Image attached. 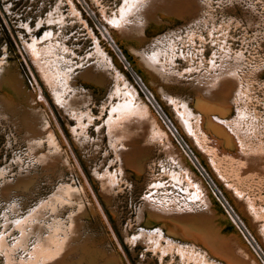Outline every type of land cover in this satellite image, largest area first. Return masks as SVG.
<instances>
[{
  "label": "rangeland",
  "instance_id": "rangeland-1",
  "mask_svg": "<svg viewBox=\"0 0 264 264\" xmlns=\"http://www.w3.org/2000/svg\"><path fill=\"white\" fill-rule=\"evenodd\" d=\"M156 1L172 5L171 13L157 11L161 18L156 19L161 22L155 23V19L143 24V36L152 39L146 40L145 49L158 53L166 74L157 83L139 57L133 55L132 60L124 54L128 39L113 26L112 20L131 0H0V72L14 63L10 73L19 71L24 78L22 91L30 93L22 94L18 84L13 90L8 87L11 92L0 87V95L6 93L10 100L0 102V264H240V257L228 247L231 236L250 247L251 240L260 256L254 254L263 264L264 0ZM146 30L149 36H145ZM34 37L40 47L52 49L41 55L57 60L53 86L26 48ZM106 59L126 82L110 75L101 80V76L91 78L83 73L91 69L93 74H101L97 69L104 70ZM223 62L231 69L232 77L224 79L232 86L226 93L232 102L225 114L216 113L227 123L232 121L229 131L222 127L213 130L221 135L217 143L205 134L207 130L212 135L211 127L196 128L200 123L193 117V127L207 145L205 153L198 144L193 145L192 135L176 118L183 116L178 113L184 112L183 102L200 111L195 105L194 83L215 73ZM158 84L174 103L158 92ZM129 85L136 88L138 99L151 115L148 106L156 114L157 110L149 97L157 102L176 135L166 126L171 136H153V129L161 126L152 116L133 115L126 123L115 120L119 114L113 107L126 97ZM36 92L43 96V104L34 103L30 95ZM199 107L206 114L215 112ZM152 122H156L154 127ZM165 142L188 145L192 159L183 164H179L180 158L174 161ZM174 169L192 177L191 184L201 178L199 189L215 200L212 207L219 206L217 230L199 234L198 241L174 232L168 238L147 233L139 238L144 229L157 230L137 221L145 196L157 193L156 189L150 191L154 184L166 185L168 195L180 194L169 176ZM220 172L225 179L218 177ZM220 194L240 217L238 224L226 214ZM17 218L23 220L21 227L15 225Z\"/></svg>",
  "mask_w": 264,
  "mask_h": 264
},
{
  "label": "bare ground",
  "instance_id": "bare-ground-1",
  "mask_svg": "<svg viewBox=\"0 0 264 264\" xmlns=\"http://www.w3.org/2000/svg\"><path fill=\"white\" fill-rule=\"evenodd\" d=\"M162 1V0H160ZM166 0H163L162 3H164ZM180 2V1H178ZM158 1L154 0L153 2H151V0H131V2H128V4H126L125 6L123 5L122 9H121V15L117 18H114L112 21L114 22L113 26L116 27L118 26V30L120 31L121 36H124L125 39H128V41L126 42L128 48L127 50H123L124 54L126 53V56L130 57L132 60L135 59V56L140 58V61H142L141 66L144 65L151 74H152V79L157 83L156 79H161L163 77V74H165L163 72V66L160 63L159 64V60H158V53L155 52V50H147L145 49V46L147 44H145L146 40H152L150 37H144L143 36V30H145L144 28L147 26V24H149V22L153 21L156 19V17L158 16L157 11L162 10L163 12H170V9H172V5L171 3H167V4H162V5H158ZM182 3V2H181ZM180 3V4H181ZM187 3V2H186ZM140 7V9L137 11V8ZM161 7V8H160ZM184 7V6H183ZM187 9V8H186ZM158 11V12H159ZM161 18V16H158ZM160 18L155 20V23H158L160 21ZM161 22V21H160ZM153 23V22H151ZM143 24H146V26L144 27ZM153 28L154 27H150V32H153ZM156 28V27H155ZM115 32V31H114ZM150 32L148 30H146L145 32V36H149L148 34H150ZM35 38V37H34ZM33 38V39H34ZM117 38V36H116ZM118 39V38H117ZM155 39V38H154ZM153 39V40H154ZM38 38H35L33 41H31L30 43H28L26 45V48L31 52L32 54V59L34 61V63L36 64L37 68H39L43 74L42 75L48 82V84L50 86H53L55 84V79L57 78V72H56V68H53L54 65V61L57 62L56 59H52V57L50 58H46L45 56H42L41 54H48V53H52V49H50L49 46H43L40 47L38 45ZM155 41V40H154ZM147 43V42H146ZM154 44V43H152ZM151 44V45H152ZM153 48V46H152ZM128 49L130 51L133 52V54L128 51ZM47 50L49 52H47ZM165 53V52H164ZM124 59V58H123ZM168 59V58H167ZM107 60V59H106ZM106 65L103 66L104 70L102 68H98L97 71H100L101 74H97L96 72L93 74L92 71L93 70H89V71H85L83 72L84 74H89L91 78H95L96 76L100 77L101 76V80L103 79L102 77H108L109 75L118 79V80H122L123 82H126L125 78H123L124 75H122L121 73L118 72V75L115 74V72L113 71L114 67L112 66V64L110 62H108V60L106 61ZM7 64V63H6ZM12 64L14 63H9L8 66H5L3 70H1L0 72V87L4 88V91L7 92H11V90H13L14 85L18 84L20 87V90L22 91V88L24 87V78L23 75L19 72L15 71V75H13L12 73H10V69H12ZM57 66V65H56ZM221 67H219V69L215 72V73H207L208 75H205L204 79L199 78L196 83H198L197 85H195L194 83V87H195V94H197V100L195 99V105L196 108L199 109L200 111H196L192 108H190L189 105H187V102H183V108H184V112L180 111L178 112L179 114H183V116L179 119L178 117L177 122H180L179 125H183L184 128H186L187 132L189 133L188 135H192L193 139L191 140L193 142V145L198 144V148L201 150H204L205 153L208 151V149L206 148L207 145H203L202 144V140L201 137L199 136V132L197 133V130L194 129L193 127V122L192 119L193 117H197L198 118V127L196 126V128H210L211 127V133L212 135L208 134V131L206 130L207 136H211L213 141H216L217 143L221 142V138L220 136L217 135V133H215L214 131H216V127H222L225 128L226 131L228 130V123L231 122L229 121L227 123V121L223 118H221L217 113H222L225 114V111H227L229 109L230 103L232 102V100L230 99V96L226 93L230 92L231 90V84L230 81H228L226 78L227 75H232L231 74V69L228 65H226L224 62L222 65H220ZM1 67V66H0ZM215 68V66H213ZM232 67V66H231ZM2 69V68H0ZM117 69V68H116ZM233 69V68H232ZM167 71H169L168 69H166ZM205 70V69H204ZM203 70V71H204ZM207 72V71H206ZM236 72V71H235ZM82 73V74H83ZM166 75V74H165ZM168 75V74H167ZM170 76V75H169ZM89 77V76H88ZM96 77V78H97ZM98 77V78H99ZM171 77V76H170ZM232 77V76H231ZM236 77V76H234ZM85 79V78H84ZM108 79V78H106ZM88 80V79H87ZM104 80V79H103ZM111 81V80H110ZM160 81V80H159ZM96 82V81H95ZM105 82V81H104ZM116 82V81H115ZM163 82H165V78H163ZM171 82V81H170ZM169 82V83H170ZM177 82V81H176ZM181 82V81H180ZM160 83V82H159ZM175 83V82H174ZM179 83V82H178ZM166 84V83H165ZM182 84V82H181ZM140 85V84H139ZM168 85V83H167ZM174 85V84H173ZM130 86V85H129ZM128 86V89H126V97L118 102V104H116V106H111V112H112V107H113V112H116L117 114H119V116L117 117V121H124L125 120H129L133 115L135 116H152L153 120L158 119L160 121V128H156L153 129V136H155L154 134L157 135H167V136H171L170 132L167 130L169 127V130L171 132H173V128H170L168 121H165V117L161 114V113H157L150 107L149 109L151 110V112H153V115H151V113L146 109V105L143 101H140L138 99L137 96V92H136V88H134L133 86ZM141 86V85H140ZM11 90H9V88ZM142 87V86H141ZM119 88V87H118ZM158 92L160 94L164 93L166 96H168L169 98H172V102L174 103V99L173 97H171L164 86H159V84L156 86ZM6 89V90H5ZM55 89V88H54ZM53 89V90H54ZM120 89V88H119ZM145 89V88H144ZM234 90V89H233ZM28 93L27 90L22 91V94ZM56 92V91H55ZM54 92V93H55ZM37 94V92L35 94L30 95L33 100L34 103L41 101V104H43L44 98L42 95H38L39 97H36L35 95ZM41 94V92H40ZM117 94V93H116ZM148 94V93H147ZM118 95V94H117ZM15 96V95H14ZM13 96V98H15ZM0 97H2L0 102H5V103H10V100L7 96L6 93H3V96L0 95ZM77 97V96H76ZM120 97V96H119ZM30 98V97H29ZM38 98V100H37ZM151 99V97H149ZM31 99V98H30ZM118 99V98H117ZM141 99V98H140ZM37 100V101H36ZM153 106L155 105V108L157 110L158 109V105L156 102L152 101ZM177 103V102H176ZM234 103V101H233ZM190 104V103H189ZM222 105V107L219 106ZM10 105V104H8ZM175 105V104H174ZM178 106V105H176ZM199 106H203L208 108V110H213L215 112H204L200 109ZM232 106V105H231ZM195 108V109H196ZM46 113L49 114V110L46 109ZM177 110V108H176ZM179 111V110H178ZM11 112V111H10ZM13 112V111H12ZM112 112V113H113ZM127 112H131L130 114H127ZM4 113V112H3ZM110 113V114H112ZM177 113V112H176ZM109 114V115H110ZM111 116V115H110ZM113 116V115H112ZM180 116V115H179ZM224 116V115H223ZM208 117V120H207ZM110 121H114V117H109ZM149 118V117H148ZM147 118V119H148ZM134 119V118H132ZM131 119V120H132ZM108 120V119H107ZM106 120V121H107ZM207 120V121H206ZM130 121V120H129ZM140 121V120H139ZM146 121V120H145ZM157 121V120H156ZM164 121V122H163ZM234 121V120H233ZM109 122V121H108ZM133 122V121H132ZM136 122V121H135ZM138 122V121H137ZM147 122V121H146ZM113 122H110V124ZM121 123V122H120ZM126 123V122H125ZM151 123V122H150ZM156 122H152V126L154 127V125ZM202 123H204L202 125ZM106 124V123H105ZM109 124V123H108ZM119 124V123H118ZM130 124V123H129ZM166 124V125H165ZM231 124V123H230ZM107 125V124H106ZM235 125V124H234ZM122 126V125H121ZM167 126V127H166ZM210 126V127H208ZM230 126V125H229ZM116 127H119L116 125ZM156 127V126H155ZM203 128V129H204ZM231 128L233 129V127L231 126ZM99 129V128H98ZM148 129V126L147 128ZM179 129V128H178ZM236 129V128H235ZM114 130V129H113ZM145 130V129H144ZM180 130V129H179ZM202 130V129H201ZM214 130V131H213ZM234 130V129H233ZM222 131V130H221ZM229 131V130H228ZM235 131V130H234ZM156 132V133H155ZM182 132V131H181ZM145 133V132H144ZM175 133V132H174ZM231 133V132H230ZM237 133V131H236ZM241 134V133H240ZM239 134V135H240ZM226 135V134H225ZM239 135H237L239 137ZM188 136V137H189ZM235 136V135H234ZM130 137V136H129ZM128 137V138H129ZM156 137V136H155ZM173 137V136H172ZM207 137V139L209 138ZM223 137V136H222ZM228 137V136H227ZM226 137V138H227ZM152 138V137H151ZM158 138V137H157ZM234 139V138H233ZM240 139V138H239ZM206 140V139H205ZM226 140V139H225ZM232 140V139H231ZM242 140V139H241ZM117 141V140H116ZM229 141V139H228ZM234 141V140H233ZM120 142V140H119ZM173 142V141H172ZM204 142V141H203ZM209 142V141H208ZM211 142V141H210ZM227 142V141H226ZM230 142V141H229ZM243 142V141H242ZM213 143V142H212ZM234 143V142H233ZM131 144V143H130ZM166 144V148L168 149L169 153L171 154L172 158L175 159L174 161H177L178 158H180L179 164H183L185 161H188L190 159H192V155L190 152V149L187 145V147L185 145L182 146H174L172 145V143H168L165 142ZM223 144V141H222ZM232 144V143H231ZM245 144V143H244ZM145 145V144H144ZM151 145V144H150ZM176 145V144H175ZM209 145V144H208ZM221 145V144H220ZM219 145V147H220ZM228 145V143H227ZM235 145V144H234ZM237 145V144H236ZM232 146V145H231ZM118 147V146H117ZM142 147V146H141ZM191 147V146H190ZM238 147V146H237ZM218 148V147H215ZM221 148V147H220ZM225 148V147H224ZM118 149V148H117ZM140 149V148H139ZM212 149V148H211ZM238 149V148H237ZM216 150V149H215ZM227 150V149H226ZM225 151V150H224ZM256 151V150H255ZM211 152V150H210ZM213 152V151H212ZM216 152V151H215ZM220 152V151H218ZM69 153V152H68ZM133 153V152H132ZM232 153V152H231ZM236 153V152H235ZM139 154V153H138ZM211 154V153H209ZM221 154V153H220ZM225 154V153H222ZM227 154V153H226ZM123 155V154H122ZM125 155V154H124ZM136 155V154H135ZM214 155V154H213ZM212 155V156H213ZM232 155V154H231ZM236 155H238L236 153ZM243 155V154H242ZM256 155V154H255ZM129 156V155H128ZM127 156V157H128ZM134 156V155H133ZM205 156V155H204ZM260 156V155H259ZM70 157V155H69ZM217 157V156H216ZM245 157V156H243ZM263 157V156H262ZM71 158V157H70ZM144 158V157H143ZM248 158V156H247ZM245 157V159H247ZM124 159V158H123ZM141 159V158H139ZM139 159L137 160L139 162ZM243 160V158H241ZM129 160V159H127ZM126 160V161H127ZM143 160V159H142ZM190 162L193 163V161L191 160ZM124 163V162H123ZM136 163V162H135ZM134 163V164H135ZM137 164V163H136ZM178 164V165H179ZM187 164V163H186ZM211 164L213 165V167L216 169V171L218 172V165L212 160ZM188 165V164H187ZM217 165V166H216ZM126 166V165H125ZM131 166V165H130ZM142 166V165H141ZM123 167V166H122ZM186 167V166H185ZM139 168V166H138ZM142 168V167H141ZM183 168V167H182ZM193 169V167H191ZM198 168V167H197ZM219 168V167H218ZM186 169H188L186 167ZM185 170V169H184ZM189 170V169H188ZM109 171V170H108ZM142 171V169H141ZM193 171V170H192ZM110 172V171H109ZM125 172V170H124ZM143 172V171H142ZM186 173H188L187 171H185ZM107 173V172H106ZM112 173V172H111ZM109 175V174H107ZM114 175V174H113ZM113 175L111 176V178H113ZM186 175V174H184ZM184 175L181 173H179L178 171L174 170H170L169 172V176L173 177V180L176 181V185L174 184V186L177 188V190L179 191L180 194H178L177 196H172V195H168V190L169 188L166 187V185L161 184V182L159 183H155L154 186L151 188L150 191H152L153 189L157 190V193H153L152 194H147L148 196L146 197L145 200V204H142L140 209L137 212V217H138V222L144 221L143 226L147 227H157L156 231H152V230H142V232L139 235V238L143 237L144 234L147 233V235H157V238H161L164 235H166V237H170L172 236L170 232H174L176 234H180L182 235L183 238L186 239H191L192 241H198L199 239V234L201 236H204V234L207 233H214V231L217 230L216 226L218 224V212H217V207H212L211 205L214 203L213 199L211 198V195L206 191H203L202 188L201 190L199 189V182L201 180V178H199V176L197 177V181L196 180H192L194 181L192 184L190 183L192 177H190L187 174V177H184ZM191 175V174H190ZM222 176L223 179L224 176L220 173H218V177ZM119 177V175H118ZM221 177V178H222ZM110 178V177H109ZM108 178V179H109ZM186 178V179H185ZM116 179V178H115ZM206 180H208L205 177ZM155 180V179H154ZM109 181V180H108ZM112 181V180H111ZM114 181V180H113ZM112 181V182H113ZM118 181V180H116ZM115 181V182H116ZM199 181V182H198ZM203 181V180H202ZM110 182V181H109ZM198 182V183H197ZM205 183V182H204ZM179 184V185H178ZM214 184V183H213ZM114 185V184H113ZM173 185V184H171ZM182 185V186H181ZM195 186V187H194ZM214 186V185H212ZM230 186V185H228ZM232 186V185H231ZM195 189V192L192 195V188ZM208 189V188H207ZM232 189H234L237 193V195H241L242 196V192L236 188L232 186ZM224 190V189H223ZM210 191V190H209ZM159 192L161 194H159ZM167 193V194H165ZM224 193V192H223ZM161 196H164V198H162ZM183 197V200H181V197ZM75 197V196H74ZM230 198V197H229ZM108 201V200H107ZM216 203V202H215ZM246 203V202H245ZM233 212L231 210H225L226 214L230 217V220H232V222H234L235 224L239 223L240 217L237 215L235 209L232 207ZM145 210V211H144ZM140 215V216H139ZM25 218V217H24ZM254 218V217H253ZM18 220L15 222V225L21 227V224L23 222V220H21V218H17ZM21 221H20V220ZM144 219V220H143ZM226 220V219H225ZM228 221V220H227ZM35 223V222H34ZM13 224V223H12ZM14 225V227H15ZM35 228V227H34ZM61 228V227H60ZM223 228V227H222ZM59 229V228H58ZM152 229V228H151ZM220 231V229H218ZM146 231V232H145ZM167 231V232H166ZM218 231V232H219ZM170 234V235H168ZM219 234V233H218ZM148 235V236H149ZM227 236V235H226ZM234 236V235H233ZM167 237V238H168ZM225 237V236H224ZM228 237V236H227ZM148 238V237H147ZM152 238V237H151ZM154 238V237H153ZM152 238V239H153ZM156 238V239H157ZM145 239V238H144ZM166 239V238H165ZM170 239V238H169ZM173 239V238H172ZM225 239V238H224ZM164 240V239H163ZM182 240V239H181ZM230 242L228 245L229 249H232L235 253L237 254V256H239V260H240V264H261V261L258 260V258L256 257V254H254L255 252L258 253V250L255 248L254 249V244L253 242L250 240L252 247H250L248 244V248L247 245L245 244V242H238L237 238L235 237H230ZM157 240H155V244ZM177 241V240H176ZM142 242V241H141ZM146 242V241H145ZM167 242V240H166ZM182 242V241H181ZM185 242V241H184ZM210 242V241H209ZM218 242V241H217ZM223 242V241H222ZM148 243V242H147ZM183 243V242H182ZM143 244V243H142ZM181 244V243H180ZM184 244V243H183ZM201 244V243H200ZM206 244V243H205ZM227 244V243H226ZM189 245V244H188ZM187 245V246H188ZM195 245V244H194ZM202 245V244H201ZM218 245V244H217ZM246 245V246H244ZM178 247V246H177ZM197 247V246H196ZM216 247V246H215ZM191 248V247H190ZM206 248V247H205ZM4 249V248H3ZM211 249V248H210ZM222 249V248H221ZM225 250V247L223 248ZM260 249V248H259ZM1 250V248H0ZM197 250V249H196ZM187 251V250H186ZM198 251V250H197ZM196 251V252H197ZM213 251V250H211ZM216 251L217 248H216ZM227 251V250H226ZM255 251V252H254ZM5 252V251H4ZM35 252V251H34ZM206 252V251H205ZM229 252V251H227ZM204 253V251H203ZM233 253V252H232ZM182 255V254H181ZM259 255V253H258ZM32 256V255H31ZM47 256V255H46ZM53 256V255H52ZM260 256V255H259ZM212 257V256H211ZM13 259V258H11ZM10 260V259H9ZM214 260V259H213ZM13 261V260H12ZM194 262V261H193ZM15 263V262H14ZM63 263V262H62ZM217 264V263H216ZM221 264V263H220ZM264 264V262H263Z\"/></svg>",
  "mask_w": 264,
  "mask_h": 264
},
{
  "label": "built area",
  "instance_id": "built-area-1",
  "mask_svg": "<svg viewBox=\"0 0 264 264\" xmlns=\"http://www.w3.org/2000/svg\"><path fill=\"white\" fill-rule=\"evenodd\" d=\"M141 82V81H140ZM142 83V82H141ZM142 85H143V83H142ZM143 89H144V86H143ZM149 95V94H148ZM152 101H154V99H152L151 98V103H152ZM154 102H156V101H154ZM157 103V102H156ZM152 105H153V103H152ZM158 105V104H157ZM154 108H155V105L153 106ZM158 109L159 110H157L156 108H155V110H157V113H160L161 112V108L159 107V105H158ZM160 111V112H159ZM161 114L166 118L165 119V121L166 120H168L167 119V117L165 116V114H163L162 112H161ZM169 121V120H168ZM169 123H171L170 121H169ZM169 123H167V124H169ZM171 128V127H170ZM172 128H173V125H172ZM174 129V128H173ZM173 134L174 135H176V133H174V130H173ZM175 138H177L176 136H175ZM210 183V182H209ZM211 186V185H210ZM219 199L221 200V204H222V206L225 208V210L227 211V210H231L232 212H233V209H232V206H231V204L228 202V200L222 195V194H220V196H219Z\"/></svg>",
  "mask_w": 264,
  "mask_h": 264
}]
</instances>
